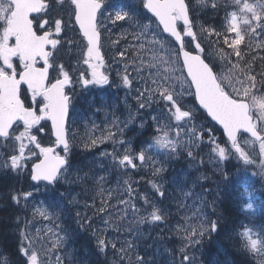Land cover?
Instances as JSON below:
<instances>
[{
  "label": "snow or ice",
  "instance_id": "6c2138e0",
  "mask_svg": "<svg viewBox=\"0 0 264 264\" xmlns=\"http://www.w3.org/2000/svg\"><path fill=\"white\" fill-rule=\"evenodd\" d=\"M199 2L201 6L210 3V11L214 13L224 11L219 28L198 24L191 0H132L126 8L112 5V11H109L107 0H0V149L4 150L0 151V171L14 173L17 177L24 176L28 181L25 189L6 193L16 206L22 211L31 208L33 218L38 214L49 224L55 225L62 213L70 211L69 206L78 204L75 196L68 199L70 191L60 192L59 189L63 184L88 178V173L69 178L71 151L80 144L85 150L105 142L120 144L124 146L123 153L114 149L101 155L110 156L125 170L150 165L153 177H162L167 171L163 162L153 158V146L164 149L169 158L179 157L183 152L194 162L204 164L206 162L199 158L198 153L194 155L195 149L204 144L210 147L209 154L216 163L215 171L219 175L217 185H228L235 192L241 173L248 172L251 167L256 168L251 175L264 179V55L253 50L255 47L264 52V0H257L256 3L249 0ZM233 6L235 10L230 12L229 8ZM133 7L139 11L138 15L129 10ZM125 24L138 29L129 33L137 45L121 49L118 40L111 41L104 34L109 32V25L123 29ZM74 29L86 41L77 62L86 66L82 70L74 65L66 66L58 59L65 43H72L64 41V37ZM246 37L248 43H245ZM105 39L116 46L114 54L111 47L102 52V41ZM129 49H158L166 54V58L154 57L161 66L169 65L168 70L157 74L155 79L145 80L137 71L139 79L148 85L142 90L136 89L137 113L141 109L155 111V106H160L162 112L166 113L164 119L174 118L177 122H185L177 125L181 131L174 132L171 124L162 122L160 115H153L151 120L157 134L151 143L133 147L131 138L117 139L124 136V129L120 125L126 127L135 121L136 116L130 113L124 121L113 118L103 130L93 123L92 134L78 140L77 132L73 131L74 121H70L77 87L81 90L96 86L112 87L118 78L120 84L132 89L133 79L130 78L127 63L123 71H116L115 74L111 71V63L123 62ZM136 59L139 57H133V60ZM236 72L240 73V78L234 75ZM257 92L261 95L257 96ZM185 97H192L198 104L186 106ZM198 109L205 110L213 121L222 126L227 146L217 143L212 135L213 129H204L203 125L195 123ZM254 112L257 113L255 116ZM42 121L50 122L47 134L54 138L48 146H43L37 135L46 131ZM140 127H145L144 121H141ZM95 131H101V134L95 135ZM245 134H249L245 144L259 145L255 158L241 146L240 137ZM204 137H207V142ZM232 159L242 161L236 173L222 166ZM105 179L104 176L98 178L101 200L99 207L94 202L91 209L107 228H112L116 220L109 213L112 207L108 203L112 199L111 191L101 186ZM209 179L211 177L202 173L197 177V181ZM149 183L160 197L165 196L161 183L155 179ZM41 184L51 194V199L47 203L40 201L37 205L36 194L41 191ZM124 184L128 198L119 200L122 207L118 215L123 220L130 212L133 220L129 223L135 227L124 229L132 235V239L119 242L120 264H155L152 257L139 254L141 242L146 243L147 239L152 238L140 226L166 221V210L148 195L139 193L129 180H125ZM192 195L191 191L184 193L185 198ZM253 198V194L248 193V203L244 208L254 215ZM138 199L144 207H137ZM197 199L200 208L192 217L185 216L186 224L175 230V234L181 236V245L176 249L165 248L172 257L169 264H201L192 254L194 248L206 251L207 264H236L229 259L231 253L226 247L221 250L222 242L230 241L233 235L243 237L244 242L238 251L251 257L249 264H264V224L259 225L258 230H254L257 226H248L243 222L239 226L242 230L231 228L234 222L222 211H217L218 189L211 201L199 194ZM76 216L81 218L78 223L82 229H92L91 222H83L89 217L79 212ZM213 216L216 218L213 219ZM15 223L18 264H50L47 258L41 259L40 251L35 246L31 221L25 216H17ZM116 230L119 231V228ZM59 231L64 229L60 228ZM47 233L54 237L51 251L58 250L71 238V234L61 236L55 226L49 227ZM90 239L94 241L98 256H106L109 250L114 254L117 252V241L109 239L104 229L91 231ZM165 239L157 235L154 242L162 243ZM176 253L179 254L178 258ZM0 264H10L2 252ZM55 264H63V257L56 256Z\"/></svg>",
  "mask_w": 264,
  "mask_h": 264
},
{
  "label": "rangeland",
  "instance_id": "374dc122",
  "mask_svg": "<svg viewBox=\"0 0 264 264\" xmlns=\"http://www.w3.org/2000/svg\"><path fill=\"white\" fill-rule=\"evenodd\" d=\"M108 4H109V11H112L111 6L112 5H117L119 7H127L128 4L132 3V0H107ZM250 3H255L252 0H249ZM130 11H132L135 14H139V11L136 8H131L129 9ZM119 23H123V22H119ZM109 32L106 33V36L111 38V41H119V47L121 49L124 48H129V45H137V42L132 38V36L129 33L132 32H136L138 31V29L136 27H129V25L125 24L124 28L121 29L118 26H113V25H109ZM70 32V34L73 36L72 39V43L71 45H69L68 43H65L64 48L61 49V53L59 58L63 59L64 55L68 56V61H67V66H76V62H74L73 60L71 61V59L69 60V55L71 54L72 56H74V49H75V43L74 40H76V36L78 34V30H70L68 31ZM63 36V34H61ZM165 36V35H164ZM151 39V37L149 38ZM64 41H69V39H67L66 37H64ZM104 45L106 48V51L111 47L112 49H115V45H111L110 41L106 39V41H104ZM253 45H255V42H253ZM138 47V46H137ZM146 48H148V45H145ZM167 47V45H166ZM215 47V46H214ZM259 50V49H258ZM260 51V50H259ZM112 54H114V50L112 52ZM259 55H264V52H260ZM158 56H165L166 58V54L163 52H159L158 49L157 50H152V51H133L131 49H129V51L126 53V59L123 62L118 63L119 66H124L125 63L128 64V67L131 68L133 70L132 73H130V78L133 79V88L129 89L124 87L122 84H120V86L122 88H119L117 86V88L113 89V93H114V98L118 99L119 96L121 95L120 90H122L123 88L125 89V97L121 98V100L123 101V104H120L118 106L116 105H109L112 110L115 112L117 111L118 107L121 106L122 110H121V117L117 118L115 116L116 119L120 120V121H124L127 120L129 117V114H133L136 116L135 121L132 124H129L125 127L124 124H121L120 127L124 129V136L123 137H117V139H129L131 138L133 141V147H142L144 146L146 143H151L152 138L157 134L155 131V125H153V121L151 120V116L153 115H160L162 117V122L166 123V124H171L172 126V130L174 132L177 131H181L180 128H177V125H183L185 122L184 121H175L174 118H172L171 120H167L164 119V117H166V113L162 112V109L160 106H155V111H153L152 109H141L139 111V113H137V103H136V95H137V91L136 89H143L144 87H147L148 85L144 82L141 81L139 79V77L137 76V71H139L140 75L143 76L145 78V80H149V79H155L156 75L167 71L169 68V65L164 64V65H160L159 64V60L158 59H154V57H158ZM133 57H139V59L133 60ZM218 59V57H217ZM71 61V62H70ZM222 63V61L220 62ZM133 64H135V68L133 67ZM151 74V75H150ZM225 75H227V73H225ZM234 75L237 78H240V73L236 72L234 73ZM257 96L261 95L260 92L256 93ZM103 103L104 106H106L107 102L105 100V98H103ZM134 103V104H133ZM136 103V105H135ZM185 104L186 106H192L193 104H197L196 101H194L192 99V97H185ZM132 105V106H131ZM106 106V108L102 111L103 115L101 118L96 119V118H92L91 121V125L88 127L87 123L85 122V126H86V132L87 134H92V125L93 123H95L96 125H99L100 130L105 129L106 127L109 126L110 121H112V119L110 117H107L108 115V107ZM203 112H201L200 109L196 110V119H195V123L199 124V125H203L204 129H213V131H216L218 128L215 124H213L211 121H209L208 119H204V116L202 115ZM254 116L257 114L256 112L253 113ZM105 115V116H104ZM124 117V119H123ZM104 119V120H103ZM78 120L80 121V116L78 117ZM141 121L145 122V127L141 128L140 127V123ZM149 125H153L152 127H149ZM212 131V132H213ZM101 131H95V135H100ZM41 139V143L43 144V146H48V144L51 141V137L47 134V130L45 131V133L43 135L39 134V137ZM174 138V137H173ZM185 140H187V137H183ZM249 138V136L243 135L240 138V142H241V146L245 148V151L249 152L250 155H252L254 158L256 156V153L259 152V145L256 144L254 146H249L247 144L244 143L245 140H247ZM225 139H219L218 137L216 138L217 143H220L221 146H227L225 144ZM116 150L118 153H123L124 150V146L120 145V144H116L113 145L111 142H105L104 144H100L96 147V162H95V166L97 169H99L98 172V177L96 179V182L98 181V178L100 176H104L106 177L105 181L103 182V184L101 185L104 189L106 190H110L111 191V195H112V199L109 200L113 201L114 203V208L115 209H120L121 207L118 203V198H117V192L119 191V187H123L124 191H125V184L124 181L125 180H129L130 182L133 183V187L137 188L138 192L141 194H146L149 196L150 198V192L145 191L144 189L148 188L150 186V179L149 178H156L158 183H161L163 185L162 190L165 192V196L164 197H168V204L164 205L163 201L160 200V196L158 195L156 197V199H151L152 201H154L159 207L163 208L166 210L167 213V219L164 222H158L157 225H143L140 226L141 229L146 232V233H150L151 235V239H147L146 243L142 241V243L140 244V249H139V254L141 256H150L152 257V259L154 260L155 264H169V261L172 259V257L168 254V252L165 251V248L168 249H173L172 245L170 242L165 241L164 242H154L155 237L157 235L160 236H164L166 237H171L172 238V243L176 246L175 248H178L181 245V236L175 234V230L181 226L186 224L185 221V216L188 217H192L193 213L189 207H187L186 209H182V214L178 213L181 211V202H174L176 205L175 207H171L170 206V201H169V193H168V185H165V183L163 182V180L159 179V177H153L152 175V168L150 165H142V166H138L137 169L133 170L131 168H128L127 170L120 168L113 160L110 156H102L101 153L104 151H107L109 153L113 152V150ZM73 150V149H72ZM0 151H4L3 149H0ZM72 153V151H71ZM151 153L153 155V158L155 160L161 161L164 163V167L167 169V174H173L176 170H178V174L173 175V181L178 180L180 177L183 178H188V176L194 172V176L198 177L201 173H198V171L196 170L198 168V164L197 163H193L191 161H187V164H189L187 167H183L181 165H178L171 173L169 172V169L172 167V165L174 164H179L180 161V157L181 154L179 155V157H175V158H169L166 154V151L164 149H161L159 147L153 146V148L151 149ZM207 155V162L209 163V166H212L215 170L216 167V163L214 160H212L210 153V150L206 152ZM214 155V154H212ZM174 164H173V163ZM139 165V162H137ZM226 162H224V164L222 165L223 167H226ZM229 167H231V173H236L242 165V161H238L236 159H232L231 162L228 163ZM196 170V171H195ZM165 172V173H166ZM256 172V168L255 167H251L249 168L248 172L245 173H241L240 178L245 179V180H258V182H256L257 184L254 185L255 188H259L262 187L264 190V179H261V177L256 176V175H251V173H255ZM113 173V177L111 176V174ZM202 174L206 175V176H210V174L206 173V172H202ZM69 178L70 179H74V173L72 170V166L69 169ZM216 181V179H214ZM202 182L200 181V184ZM121 185V186H120ZM66 189H64V187ZM63 186L60 187V189H62L63 191H70L71 195H69V199L72 198V196H75L78 204L76 205H71L70 210H75L76 213H82L83 215L89 217V220H85L83 221L84 223H92V229L91 231H95L97 229H104L105 233L107 235V237L109 239H114L115 241H117V252L114 254L113 251L109 250L108 253L106 254L107 258L110 261V264H120V259H119V253H118V249H119V242H122L124 239H132V235L128 234L124 231V229L126 227L132 226L135 227V225L130 224L129 222L133 220V216L131 215V213L129 212V214L127 215V217L123 220H121L119 217H113V219L116 220V224L112 227V228H107L105 226V223L103 220L100 219L99 216H94L93 215V210L91 209V205L94 203V201L92 199L87 198V196L85 195V193L82 190L76 189L74 186H76L75 183L73 184H63ZM249 187L247 186V192H245L244 189V201L248 202V193H249ZM41 191L39 193H37V200L35 201V203L37 205H39L40 201H45V203H47L51 198L45 197L44 194H50L49 192L45 191L43 188V184L40 185ZM99 192H100V187H96ZM59 189V190H60ZM30 190V189H29ZM197 194H200V191L195 190ZM203 191L202 196H205L206 198H208L205 194L204 190ZM174 193V192H173ZM175 194V193H174ZM99 199H101V196L99 194ZM253 204H254V200H252ZM84 207H83V206ZM97 207H99V205L96 204ZM81 207V208H80ZM90 207V208H89ZM137 207H144L143 202L141 200H137ZM256 209V207H255ZM32 209L30 208V218L29 220L31 221V225H30V229H31V234L32 237L35 241V246L36 248L40 251L41 254V259H45L47 258V260L50 262V264H55V258L56 256H61L62 252L59 250L64 249L66 246L64 243L58 250L56 251H51V244L52 241L54 240V237L50 236L47 233V229L49 227H56V230L59 232V234L61 236H66L68 235L65 227L63 225V221H62V215L60 220L55 222V225H51L49 224V222L45 219H43L42 217H40L38 214L35 216V218H33L32 216ZM251 213V212H250ZM252 214V213H251ZM75 218L78 220H80V217H77L75 214ZM70 221H72V219H70ZM69 221V222H70ZM194 222V221H193ZM72 223L69 224V226ZM60 228H63L64 231H59ZM119 228V231H117L116 229ZM255 230V229H254ZM182 235V234H181ZM255 238V237H254ZM86 241V238L83 239V242ZM151 247H148V246ZM143 248V250H141ZM202 250L200 249H193L192 254H194L197 259L198 256L200 254ZM46 253H47V257H46ZM177 256V254H176Z\"/></svg>",
  "mask_w": 264,
  "mask_h": 264
},
{
  "label": "trees",
  "instance_id": "16d2710c",
  "mask_svg": "<svg viewBox=\"0 0 264 264\" xmlns=\"http://www.w3.org/2000/svg\"><path fill=\"white\" fill-rule=\"evenodd\" d=\"M252 1L255 3L257 2V0ZM191 5L194 6V13L198 17V24H203L205 27L213 25L219 28V25L223 21V17L225 15L223 10L219 11L218 13H214L210 11V3L207 6H201L199 0H191ZM233 10H235V6L229 8L230 12ZM248 42V38H245V43ZM241 47L243 49V46ZM243 50L246 51V49ZM253 50L260 54V51L255 47L253 48ZM233 63H235V60H233ZM241 67H243V65H241ZM202 115L206 117L204 113H202ZM79 116L80 119H82L84 115L81 111V102L78 97H76L75 107L71 112L70 121H74L73 131L77 132L78 140L81 138H86L87 134L82 121L78 120ZM212 135L216 138L218 137L219 139L225 138L221 129L213 131ZM204 140L205 142H207V137H204ZM72 149L73 150L70 155V165L72 166L74 177L76 174L83 176L84 173H88V178L84 181L77 182L75 188L82 190L87 198H89V201L91 198L97 205H99L101 199H99L98 197L99 191L96 190V179L98 177L99 169H97L94 165L97 160L96 148L85 150L83 148V145L80 144L79 146H74ZM209 150L210 147H206L204 144H201L200 148H196L194 151V155L198 153L199 158L203 159L206 162L204 164H200L198 163V161L194 162L191 158L186 157V155L182 152L179 164L172 165V167L169 169V172L171 173L178 165L187 167L189 165L187 164V161H191L193 163H197L200 170H205L206 173L210 174L209 177H211V179L205 180L200 184V181H197V177L194 176V172H192L186 179L180 177L178 180L173 181V175L180 173L178 172V170H176L171 175L167 174L166 172L162 175V177H159L160 180H163L165 185H168L167 191L169 193L170 206L175 207L176 204L174 202H181V211L178 213V215L182 214V209H186L187 207H189L192 212H195L196 209L200 208V203L197 199V193L195 190L200 191L201 196L203 194V191L201 190H204L206 196L208 197L206 199L208 201H211L216 197L218 189L219 200L217 202V211H222L225 216L229 217L234 222L231 225V228L242 230L239 226L240 223L243 222L248 226H257L256 229L258 230V226L264 224L263 188L260 186V189L254 187V185L257 184L256 182L258 181H249V193L253 194L256 212L254 215H252L250 212L245 211L243 181L240 179V184L235 192L228 185L222 183L217 185L216 182L219 180V175H217L216 172H214V170L209 166L207 158L205 157L206 152ZM228 163L229 162L226 161L225 168L231 171V167L228 168ZM111 176H114L113 173L111 174ZM149 179L150 181L155 179L157 182L156 178ZM214 179H216V181ZM194 183L195 187H193ZM27 184L28 181L24 176L17 177L14 173L5 174L3 171H0V252H2L4 256L8 257L10 264H18V257L15 253V243L17 235L15 231V218L17 216H25L29 219L30 208L27 211H22L20 207L16 206L8 198L6 193L9 190L25 189ZM144 190L150 192V199H156V197L159 195L157 192H155L154 189L151 188V185ZM59 191L65 192L62 189H60ZM186 191H191L193 195L189 198H185L184 193ZM44 196L51 198V194H44ZM117 198L118 203L120 199L128 198L122 186L119 187ZM160 200L163 201L164 205L168 204V197H160ZM108 203L112 206L109 208V213H111L113 217H119L118 214L121 212V210L119 208H114L113 201H110ZM75 214V210H70L61 214L65 230L68 235L71 234V238L65 244L66 247L62 250H59L62 252L61 256L63 257V264H110L107 256L97 255L94 248V241L90 239L91 230L85 231L84 229H82L80 227V224L77 222V219L75 218ZM212 218L215 219L216 217L213 216ZM70 219H72V221H70ZM70 223L72 224L69 226ZM84 238H86L85 242H83ZM166 241L171 243L173 249H176V246L172 243L171 237H166ZM243 242V237L233 235L230 241L222 242V247L221 245L215 246L221 247V250L226 247L228 252L231 253L229 259L234 260L236 264H249V262L251 261V257L245 255L241 251H238ZM141 250H143V248ZM176 254L178 258L179 254ZM198 261H200L201 264H207V254L205 250H203L199 254Z\"/></svg>",
  "mask_w": 264,
  "mask_h": 264
},
{
  "label": "flooded vegetation",
  "instance_id": "af4514ba",
  "mask_svg": "<svg viewBox=\"0 0 264 264\" xmlns=\"http://www.w3.org/2000/svg\"><path fill=\"white\" fill-rule=\"evenodd\" d=\"M79 40L82 41V48H83V45L86 43V41L82 40L81 37L79 38ZM103 41H102V43H103ZM103 45H104V43H103ZM101 50H102V52H106L105 45H104V47ZM113 50H115V49H113ZM81 54H82V52H81ZM58 59H59L60 63H63V64H65L67 66V61H68V56L67 55H64L63 59H61L59 57H58ZM106 59H107V56H106ZM81 66H82L81 70L84 67H86V66H84L82 64H81ZM123 68H124V66H119L118 63H111V71L113 72V74H115L116 71H123ZM128 71L130 73L133 72V70L131 68H129V67H128ZM117 86L119 88H122L120 86V81H119L118 78L116 79V83L113 84L112 87L101 88L100 86H96L95 88H92L90 90H81L78 87L80 89V95H81V111H82V114L85 117V122L87 124L91 123L92 118L99 119V118L102 117V115H103L102 111L104 110V108L101 107L100 109H103L101 111H97V109H99L100 100H103V98H105V100L107 102V104H106L107 106H109V105L118 106L120 104H123V101L121 100V98L125 97L126 92H125V89L123 88L122 90H120L121 95L119 96V98L115 99L114 98L113 89L117 88ZM24 87H26V86H24ZM115 114H116V111L112 112L110 110V108L108 107V115H107V117H110V116L113 117V116H115ZM41 123L44 124L47 127L48 121H42ZM34 134H36V133L34 132Z\"/></svg>",
  "mask_w": 264,
  "mask_h": 264
},
{
  "label": "water",
  "instance_id": "95a60500",
  "mask_svg": "<svg viewBox=\"0 0 264 264\" xmlns=\"http://www.w3.org/2000/svg\"><path fill=\"white\" fill-rule=\"evenodd\" d=\"M186 2H187V0H186ZM167 35V34H166ZM198 103V102H197ZM201 110H203V109H201ZM203 111H205V110H203ZM205 113H206V111H205ZM208 115V114H207ZM209 118L212 120V118L209 116ZM213 121V120H212ZM215 122V121H214ZM221 129H222V126H220L217 122H215ZM225 134V133H224ZM247 135H249V134H247Z\"/></svg>",
  "mask_w": 264,
  "mask_h": 264
},
{
  "label": "bare ground",
  "instance_id": "6f19581e",
  "mask_svg": "<svg viewBox=\"0 0 264 264\" xmlns=\"http://www.w3.org/2000/svg\"><path fill=\"white\" fill-rule=\"evenodd\" d=\"M134 104V103H133ZM135 105H136V103H135ZM132 106V105H131ZM89 199V198H88ZM91 199V198H90ZM83 206V205H82ZM84 207V206H83ZM81 208V207H80ZM90 208V207H89Z\"/></svg>",
  "mask_w": 264,
  "mask_h": 264
}]
</instances>
